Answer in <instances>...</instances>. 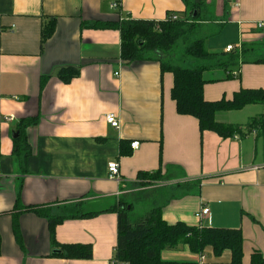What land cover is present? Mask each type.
<instances>
[{"label": "crops", "instance_id": "0c3cea01", "mask_svg": "<svg viewBox=\"0 0 264 264\" xmlns=\"http://www.w3.org/2000/svg\"><path fill=\"white\" fill-rule=\"evenodd\" d=\"M206 3L215 24L224 25L207 40V49L226 53L233 46L250 56L238 75L215 73L218 81L204 85V99L230 100L242 89H264V63L253 62L264 59V28H256L264 23V0ZM172 14L184 17L182 0H0V264H124L114 260L118 216L111 209L120 200L145 197L148 187H138L147 180L137 176L158 170L169 183L145 197L146 212L160 207L168 225L240 229L241 264H250L254 252L264 258V137L201 134L195 118L176 113L173 75L162 74L155 61L124 62L120 33L109 27L126 19L164 21ZM52 20L53 34L42 43ZM95 24L99 27H91ZM64 67L80 72L68 84L56 75ZM255 112L251 117L264 115ZM108 114L119 128L106 122ZM228 114L218 112L215 120L242 125L251 118L234 122ZM27 119L36 124L24 131L29 156L21 162L13 135L18 137ZM133 142L137 149L130 147ZM121 144L129 156L121 155ZM110 163L118 164L119 180L108 178ZM194 182H199L195 191L169 200L180 194L178 183ZM28 207L42 209L44 216ZM204 207L209 212L200 217ZM77 212L97 214L65 219L52 238L49 221ZM73 244L89 245L92 258L56 256L61 245ZM160 259L229 264L231 253L216 257L208 247L194 254L182 246L161 251Z\"/></svg>", "mask_w": 264, "mask_h": 264}, {"label": "trees", "instance_id": "16d2710c", "mask_svg": "<svg viewBox=\"0 0 264 264\" xmlns=\"http://www.w3.org/2000/svg\"><path fill=\"white\" fill-rule=\"evenodd\" d=\"M185 6V15L172 21H143L126 19L112 23L109 27L116 29L121 38V59L124 62L155 61L160 64L161 73L173 75L171 99L175 102L176 113L181 116H191L198 121L199 131L213 132L221 138L243 137L257 132L264 137V115L251 118L244 125L223 124L215 120L218 112L240 111L249 105H264V89H242L236 92L232 99L206 101L203 97V87L208 83L217 82L215 73H221L225 78L232 74L238 75L242 64L248 63V51L210 52L206 47L207 40L214 33L207 31L206 25L211 20L207 18L210 10L206 0H182ZM220 27L223 24H218ZM91 27H99L93 25ZM108 27V26H105ZM54 21H49L42 33V43L53 34ZM167 56L168 61H163ZM176 61L179 62L176 63ZM194 61L192 68L181 64ZM264 63V59L253 61ZM79 68L64 67L57 71V77L64 84H68L79 75ZM206 74L210 76L206 79ZM43 80L41 83L43 84ZM36 124V119H27L20 122L16 130L18 137L14 139V155L24 162L29 156L24 131ZM121 155L129 156L130 152L123 150ZM22 156V157H21ZM140 180L157 181L161 179V171L152 173L140 172ZM199 188V182L194 184H177V192L170 199L180 198L184 194ZM27 212L44 216L43 210L38 207H28ZM133 207L130 203L120 200L111 209L118 216L117 242L114 248V260L124 264H178L163 262L160 253L163 250H175L185 246L194 254H203L206 248H211L214 256H220L224 251L231 253L229 264H241L243 257V237L240 229L208 228L189 226L184 223L168 225L161 216L160 207H151L143 216L132 219ZM23 212V211H20ZM77 212L71 215L58 217L49 221V229L53 238L55 227L65 219L87 218L96 215ZM1 248V238H0ZM61 252L57 257L64 259L92 258V249L89 245H61ZM250 264H264V258L259 252L251 256Z\"/></svg>", "mask_w": 264, "mask_h": 264}, {"label": "rangeland", "instance_id": "374dc122", "mask_svg": "<svg viewBox=\"0 0 264 264\" xmlns=\"http://www.w3.org/2000/svg\"><path fill=\"white\" fill-rule=\"evenodd\" d=\"M228 5L229 4L227 3V5H226V11L228 9ZM205 16H207V18H209L211 20V22H209L208 25H206L207 31H210V32L214 33L213 36H211L209 38V39H211V38H214V37H216L218 35V33L224 27V25L222 27H220L219 25L215 24L216 18L214 17L215 15H214L213 8H210V10L208 11L207 15H205ZM225 17H227V16L225 15ZM224 23H226V21ZM249 48H251V47H249ZM259 49L262 50L263 47H260ZM251 50L252 51H256L257 48L255 50L254 49H251ZM163 61H168L167 56H164L163 57ZM176 63L179 64L178 61H176ZM181 65L184 66V67H186V68H192L193 66H196L197 63L194 62V61H189V62L184 63V64H181ZM252 111H253V113L255 111H256L255 113H259L261 111L264 112V107H262V105L261 106L259 105V106H256L254 108V110L253 109L250 110L249 107H248V108H245L242 111H232V112H230V114H228L229 115L228 117L231 118V120L234 121V122H244L249 117L253 116ZM254 117H251V118H254ZM251 118H249L246 121V123ZM242 125H244V124H242ZM168 183L169 182L167 180H163V177L161 176V179L160 180H157V181L147 180V182L140 184L142 187H138V188L148 187L147 191H149V193L146 194L145 197H147L148 195H155L156 196L158 194L157 193V189H159L160 187H167L166 185H168ZM164 192L162 191V197L165 196V194H163ZM145 197L141 198V197H138V196L137 197L134 196L133 197L134 199L131 198L130 200H128L129 203H133L134 204V209L132 211V219L135 220V219L143 216L144 213L146 212V208H148L149 202H148L147 199H145Z\"/></svg>", "mask_w": 264, "mask_h": 264}, {"label": "built area", "instance_id": "2783aa9c", "mask_svg": "<svg viewBox=\"0 0 264 264\" xmlns=\"http://www.w3.org/2000/svg\"><path fill=\"white\" fill-rule=\"evenodd\" d=\"M116 7H117L116 3L112 4V8H116ZM169 19L172 20V21H176V20H178V17H177V15H173L172 14V15H170ZM256 28L257 29L264 28V23H257L256 24ZM233 50H234L233 46H228V47H226L225 52L229 53V52H231ZM105 119H106V122L111 127L116 128V129L119 128V122L116 119L115 115L108 114V115H106ZM13 120H14L13 117H5L4 118L5 122H12ZM138 146H139L138 142H133V143L130 144V147L132 149H137ZM108 178L110 180H119L120 179L119 170H118V164L110 163L108 165ZM208 212H209L208 208H206V207L202 208L201 211H200V217L206 216L208 214ZM202 261H203V258H202Z\"/></svg>", "mask_w": 264, "mask_h": 264}, {"label": "water", "instance_id": "95a60500", "mask_svg": "<svg viewBox=\"0 0 264 264\" xmlns=\"http://www.w3.org/2000/svg\"><path fill=\"white\" fill-rule=\"evenodd\" d=\"M13 138H17V134H14V135H13ZM57 252H59V251H57Z\"/></svg>", "mask_w": 264, "mask_h": 264}]
</instances>
